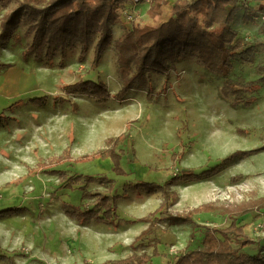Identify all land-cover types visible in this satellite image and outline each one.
I'll return each instance as SVG.
<instances>
[{
  "label": "rangeland",
  "instance_id": "374dc122",
  "mask_svg": "<svg viewBox=\"0 0 264 264\" xmlns=\"http://www.w3.org/2000/svg\"><path fill=\"white\" fill-rule=\"evenodd\" d=\"M149 3L127 0L117 9L111 43L95 69L90 68L93 44L82 59L77 47L67 50L63 61L59 52L49 59L29 49L33 33H27L26 19L0 44V210L5 208L0 211V254L5 257L0 264H106L124 258L145 228L137 218L154 212L161 200L158 191L129 189L130 183L162 184L186 172H203L197 180L179 179L172 185L179 196L173 206L177 212L209 201L264 197V150L234 157L205 174L235 150L264 145V82L251 106L235 104L232 95L220 93L224 77L205 70L193 56L176 60L167 74L152 71L150 97L129 90L119 101L104 103L80 91L65 92L66 84L98 78L111 96L119 90L114 41L131 23L149 21ZM14 7L0 6V21ZM263 13L257 2L249 19L239 9L232 27L247 41H264ZM232 63L228 76L257 78L264 51L256 53L251 65ZM119 136L116 169L110 157L96 153L109 147L107 139ZM99 196L111 205L116 196L114 211L108 215L100 210L104 220L89 219L99 209ZM254 208L249 213L255 217L241 215L249 219L243 229L254 241L244 247L250 253L264 249V208ZM241 216L191 213L197 224L218 228L232 221L241 225ZM202 231L190 224L170 229L175 239L169 244L159 239V255L151 262L161 264L164 249H170L173 260L198 249ZM148 239L136 244L145 245ZM145 250L151 253L152 247Z\"/></svg>",
  "mask_w": 264,
  "mask_h": 264
},
{
  "label": "trees",
  "instance_id": "16d2710c",
  "mask_svg": "<svg viewBox=\"0 0 264 264\" xmlns=\"http://www.w3.org/2000/svg\"><path fill=\"white\" fill-rule=\"evenodd\" d=\"M240 1L242 0H175L169 3L168 0H150L146 10L149 21L143 24L131 23L121 38L114 41L117 50L116 71L120 83L119 90L111 96L107 85L98 78L79 79L66 84L65 92L80 91L104 103L111 98L119 101L129 90L144 91L150 97L154 93L150 82L152 71L167 74L174 68L176 60L190 59L194 56L205 70L224 77L220 88L222 95H232L235 104L251 106L257 100L258 89L264 82V65H256L259 77L254 79L245 80L239 74L237 77L228 76L234 60L251 65L256 53L259 50L264 51L263 40L247 41L232 27L234 15L239 9L243 10L245 19L250 18L252 8L245 4L239 5ZM125 2L127 0H0V6H8L11 3L15 5L0 21V44L21 19H26L30 22L27 33H33L29 49L34 48L37 53L43 52L49 59L53 58L55 52H59L63 61L67 50L77 47L78 57L82 59L93 44L90 68L95 69L101 61L103 51L111 43V27L118 21L117 9ZM262 27L261 33L264 34V23L260 28ZM120 137L122 136L107 139L109 147L96 153L102 157H110L116 169L118 156L115 148ZM261 150H264V145L245 151L235 150L220 158L216 167L205 174L215 173L234 157ZM201 174L186 172L162 184L141 181L126 186L136 190L144 188L156 190L161 195V201L154 212L137 218V221L149 224L132 242L131 253L107 263L152 264L151 257L159 255L157 245L160 240L157 237L149 239L146 237L149 242L145 245L136 242L147 236L153 223H164L165 226L190 224L191 227L203 228L201 246L179 254L167 264H264V249L255 253L244 250L245 246L251 245L254 241L244 232L243 225L237 226L235 221H232L227 227H211L199 225L191 217L192 212L198 211L229 215L231 218L241 216L253 211L254 206L264 208V197L239 203L209 201L186 211L173 210L179 196L177 191L172 189V185L179 179L197 180ZM231 181L235 182L236 179L233 178ZM66 185L68 186V183ZM115 199L116 196L111 205L106 196H99L97 199L99 209L90 213L88 218L104 220L105 217L99 215L100 210V213L109 215L114 211ZM138 247L144 248L137 252ZM148 247H152L151 253L145 250ZM4 258L0 254V259Z\"/></svg>",
  "mask_w": 264,
  "mask_h": 264
},
{
  "label": "crops",
  "instance_id": "0c3cea01",
  "mask_svg": "<svg viewBox=\"0 0 264 264\" xmlns=\"http://www.w3.org/2000/svg\"><path fill=\"white\" fill-rule=\"evenodd\" d=\"M255 2H257V3H259V7H262V8H264V0H250V1H247L246 2V5H248L249 7H253V3H255ZM12 69V68H11ZM109 166V165H108ZM161 201V200H160ZM160 201H159V204H160ZM179 201V200H178ZM151 212H153V210L151 211ZM151 212H149V213H151ZM255 212H252V213H248V214H250V216L251 217H255V215L256 214H254ZM248 214H246V215H244V216H246V217H248ZM244 216H241V218L243 219H241V218H238V220L237 221H240L241 222V225H243L244 226V228H245V225L247 224V221L249 220V219H246ZM142 217V216H141ZM137 218V217H136ZM135 218H133L132 220H129V222H135V221H133ZM246 219V220H245ZM136 222H141V223H143V225H144V227L146 228L147 226H148V224L149 223H147V222H142V221H136ZM178 226H181V225H178ZM177 225H174V226H165V224L164 223H153V227H152V229L150 230V232L147 234V236L146 237H150V238H152V237H157L158 239H160V240H162V241H165V243H163V244H169L170 243V238H172L173 240L175 239L174 238V235H172V233L170 234V229H173V228H175V227H178ZM145 228H143V229H145ZM142 229V230H143ZM141 230V231H142ZM140 231V232H141ZM246 231V230H245ZM124 234H127L126 232L127 231H125V230H123L122 231ZM134 232L136 233V234H139L138 233V229H134ZM136 236V235H135ZM132 241V239H130V241L129 242H131ZM125 243H127V242H125ZM130 244V243H129ZM160 245V244H159ZM128 247H129V245H128ZM128 250V252L126 253V255H124L125 257L128 255V254H130L131 253V249H127ZM140 251V249L139 250H137V252H139ZM148 252H150V250H148ZM164 256H161V264H167V262H169V261H173V259H172V256H170V249H168V250H165L164 249ZM152 264H154V263H152Z\"/></svg>",
  "mask_w": 264,
  "mask_h": 264
},
{
  "label": "built area",
  "instance_id": "2783aa9c",
  "mask_svg": "<svg viewBox=\"0 0 264 264\" xmlns=\"http://www.w3.org/2000/svg\"><path fill=\"white\" fill-rule=\"evenodd\" d=\"M140 1H142V0H133L134 3H138V2H140ZM146 1H149V0H146ZM246 2H247V1H246ZM128 14H129V13H128ZM128 14L126 15V17L129 18V19L132 18L131 15H128ZM261 18L264 20V13H263V15H262ZM130 20H131V19H130ZM130 20H129V21H130Z\"/></svg>",
  "mask_w": 264,
  "mask_h": 264
}]
</instances>
